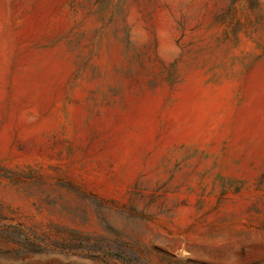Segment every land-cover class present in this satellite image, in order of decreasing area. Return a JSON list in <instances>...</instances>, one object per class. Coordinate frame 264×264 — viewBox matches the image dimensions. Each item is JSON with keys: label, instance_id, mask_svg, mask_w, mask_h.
Returning <instances> with one entry per match:
<instances>
[{"label": "rangeland", "instance_id": "rangeland-1", "mask_svg": "<svg viewBox=\"0 0 264 264\" xmlns=\"http://www.w3.org/2000/svg\"><path fill=\"white\" fill-rule=\"evenodd\" d=\"M0 264H264V0H0Z\"/></svg>", "mask_w": 264, "mask_h": 264}]
</instances>
